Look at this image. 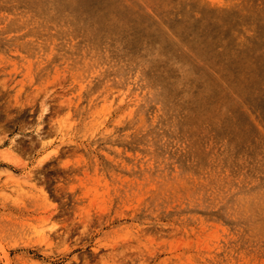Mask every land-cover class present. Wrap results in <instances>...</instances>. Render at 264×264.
Here are the masks:
<instances>
[{"label": "rangeland", "instance_id": "rangeland-1", "mask_svg": "<svg viewBox=\"0 0 264 264\" xmlns=\"http://www.w3.org/2000/svg\"><path fill=\"white\" fill-rule=\"evenodd\" d=\"M263 181L264 0H0V264H264Z\"/></svg>", "mask_w": 264, "mask_h": 264}, {"label": "bare ground", "instance_id": "bare-ground-1", "mask_svg": "<svg viewBox=\"0 0 264 264\" xmlns=\"http://www.w3.org/2000/svg\"><path fill=\"white\" fill-rule=\"evenodd\" d=\"M43 177V176H42ZM41 178V177H40ZM44 178H42V180H43ZM262 181V180H261ZM44 182V181H43ZM264 182V181H263ZM258 184H260V183H258ZM250 186H253V185H250ZM261 187H259V189H260ZM258 189V188H257ZM250 192H251V190H250ZM253 192V191H252ZM260 192V191H259ZM45 193H47V192H45ZM248 194H250V193H248ZM47 197V196H46ZM251 203V202H250ZM244 218V217H243ZM244 223V222H243ZM245 223H246V221H245ZM259 252V251H258ZM264 252V251H263ZM257 254V253H256ZM256 254H255V256H256ZM260 254V253H259ZM258 254V255H259Z\"/></svg>", "mask_w": 264, "mask_h": 264}]
</instances>
